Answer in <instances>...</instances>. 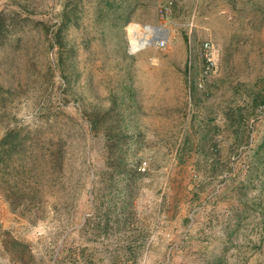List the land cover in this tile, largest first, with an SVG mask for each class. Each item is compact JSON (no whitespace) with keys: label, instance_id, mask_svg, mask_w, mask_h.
Returning a JSON list of instances; mask_svg holds the SVG:
<instances>
[{"label":"rangeland","instance_id":"rangeland-1","mask_svg":"<svg viewBox=\"0 0 264 264\" xmlns=\"http://www.w3.org/2000/svg\"><path fill=\"white\" fill-rule=\"evenodd\" d=\"M263 90L264 0H0V264H264Z\"/></svg>","mask_w":264,"mask_h":264},{"label":"trees","instance_id":"trees-1","mask_svg":"<svg viewBox=\"0 0 264 264\" xmlns=\"http://www.w3.org/2000/svg\"><path fill=\"white\" fill-rule=\"evenodd\" d=\"M120 6H121V4H120ZM99 12L101 13V15L104 14V12L101 9L99 10ZM54 43L59 47V49H62L63 48L62 45H61V41H60L58 35H55L54 36ZM52 45L53 44H52V41H51L50 46H52ZM62 64H63V60L60 58V65H62ZM59 75L64 80H66V82H68V79L64 75V66L63 65L61 66V71H60ZM192 90H193V87L190 88V91H192ZM262 92L264 93V90ZM263 105H264V94L257 93V96L254 98V107H258V106L260 107V106H263ZM110 137H112V136L110 135ZM203 138H204L205 142H202V149L199 148L198 149L199 151L202 150V152L205 153V152H208V150H206V149H210V151L212 149H214V148L216 149V147H217V140H216L215 136H210L209 134H204V137ZM238 141L239 142L242 141V137H238ZM108 146H109V144H108ZM206 146H208V147L205 149ZM112 150H113V148H112ZM58 163H59V167H61L62 166V162H61L60 159H58ZM23 169H24V166L21 165L20 166V171L17 170V171L14 172L15 177L11 175V170H9V169H2V170H0V179L4 180L5 175L6 174H9V176H10L9 177L10 186H12V185H16V186H19V187L21 186L22 187V190H23L26 186H29L30 185V183L27 182L26 183V186H25V183H23L22 180L19 179L20 176H18V175H19L20 172L23 171ZM144 171L145 170L141 169L139 165L136 166L134 169H131L130 172L124 171L123 173L127 174V177H128L127 178L128 180L126 179L127 185L131 184L130 183V180L132 179V177H131V174L130 173L141 174V173H144Z\"/></svg>","mask_w":264,"mask_h":264},{"label":"bare ground","instance_id":"bare-ground-1","mask_svg":"<svg viewBox=\"0 0 264 264\" xmlns=\"http://www.w3.org/2000/svg\"><path fill=\"white\" fill-rule=\"evenodd\" d=\"M133 29L130 30L132 36L129 37V44L132 50L143 49L146 44H150L153 39L160 36L165 37L166 31L160 27L147 26L141 32L134 33ZM151 36V37H150Z\"/></svg>","mask_w":264,"mask_h":264},{"label":"built area","instance_id":"built-area-1","mask_svg":"<svg viewBox=\"0 0 264 264\" xmlns=\"http://www.w3.org/2000/svg\"><path fill=\"white\" fill-rule=\"evenodd\" d=\"M167 42H168L167 36L165 37L160 36L156 39H153L150 44H146L144 48L151 46V45H155L157 48H165ZM203 52H204L203 57H204V64H205L203 68L204 75L210 76V74L213 73V70H215V63L213 61V56H212V47L209 43L203 44ZM198 85L202 86L200 83Z\"/></svg>","mask_w":264,"mask_h":264}]
</instances>
